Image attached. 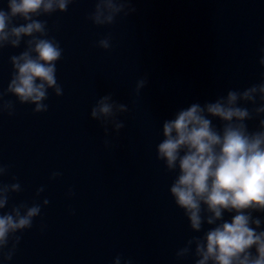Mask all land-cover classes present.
<instances>
[{
	"label": "water",
	"instance_id": "water-1",
	"mask_svg": "<svg viewBox=\"0 0 264 264\" xmlns=\"http://www.w3.org/2000/svg\"><path fill=\"white\" fill-rule=\"evenodd\" d=\"M93 6L75 0L67 12L40 18L64 49L57 63L63 96L50 90L44 113L17 105L14 116L0 115V161L12 166L6 179L15 176L23 188L13 202L50 201L7 264H112L117 254L134 264H192L175 260L199 234L169 195L174 175L156 159L161 123L193 102L258 82L264 0H134L136 13L103 28L86 19ZM109 32L111 50L94 47ZM22 50L0 53V86L10 77L8 57ZM145 74L149 83L137 98L133 89ZM107 92L129 106L120 117L125 128L108 137L111 148L90 118ZM53 171L62 175L52 180Z\"/></svg>",
	"mask_w": 264,
	"mask_h": 264
},
{
	"label": "clouds",
	"instance_id": "clouds-1",
	"mask_svg": "<svg viewBox=\"0 0 264 264\" xmlns=\"http://www.w3.org/2000/svg\"><path fill=\"white\" fill-rule=\"evenodd\" d=\"M75 0H6L0 7V53L20 49L8 57L11 65L7 87L0 86V115L12 117L17 105H31L34 114L47 112L50 90L56 97L64 94L58 82L57 63L64 49L46 19L65 13ZM86 19L96 27L114 25L136 13L134 0H93ZM112 35L106 33L94 47L112 48ZM258 64L264 69V47ZM147 74L137 79L133 94L139 97L147 87ZM113 92L99 96L90 118L104 131L105 148H111L112 133L125 128L120 117L129 112L127 103L114 98ZM14 97L15 99H9ZM135 102V101H133ZM250 121H256L254 128ZM156 144V159L174 175L168 192L182 210L191 235L175 251L178 262L192 264H264V71L258 82L244 88L228 89L226 94L203 103L193 102L161 123ZM11 165L0 161V261L13 260L23 233L50 201L33 199L13 202V194L23 191ZM62 175L53 171L50 179ZM44 186L36 190L40 197ZM68 197L75 195L70 187ZM74 214V213H73ZM226 214L230 217L226 219ZM207 226V228L205 227ZM45 226L40 225L43 232ZM112 264H134L117 254Z\"/></svg>",
	"mask_w": 264,
	"mask_h": 264
}]
</instances>
